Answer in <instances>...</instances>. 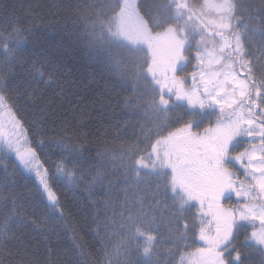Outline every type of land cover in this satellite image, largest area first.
I'll list each match as a JSON object with an SVG mask.
<instances>
[{"label": "snow or ice", "instance_id": "obj_1", "mask_svg": "<svg viewBox=\"0 0 264 264\" xmlns=\"http://www.w3.org/2000/svg\"><path fill=\"white\" fill-rule=\"evenodd\" d=\"M168 3L185 23L195 18L197 23L191 26L196 39L188 52L187 29L181 26L177 32L172 26L171 37L155 46L162 55H154L146 71L157 92L147 103L149 108L158 107L165 113L174 105L186 111L166 134H154L147 154L139 149V141L122 146L121 167L126 175L127 168L132 166L139 178L141 167L155 170L156 162L161 161L168 171L169 190L180 191L182 198L176 204L181 213L177 239L184 242V252L176 264H245L253 252L264 259V39L259 46L256 44L257 37L264 38V27L260 24L264 0L260 7L247 6V0H199V3L168 0ZM77 12L83 17L84 12L80 9ZM253 20L256 23H250ZM21 31L13 29L0 35L4 59H13L22 48ZM189 66L191 71H186ZM32 67L36 78L43 79L44 72L35 64ZM34 92L35 89L29 92V99ZM123 105L131 110L139 107L140 101L125 96ZM205 116L207 123L201 127ZM166 125L165 119L163 126ZM161 126L157 124L156 128ZM125 127L127 122L119 128L102 126L96 133L93 149L88 133H71L67 127L57 129L53 124L52 142L60 154L50 168L40 152L45 142L39 141V146L33 142L32 126L13 102L7 81L0 75V145L6 150L0 159L11 154L32 175L47 205L61 217L64 211L53 177L66 178V189L83 183L84 191L94 197L88 201L96 224L90 231L100 236L101 226L110 224L122 232L120 242L111 247L106 237L101 236L100 255L95 264H135L129 260L134 251L138 257L156 258L157 236L149 227L155 216L145 219L148 213L140 200L135 204L121 200L117 207L110 192L112 181L104 168L91 171L83 167L88 152L94 151L100 161L106 155L116 159L108 145ZM146 155L151 163L145 159ZM4 171L9 183H14L7 165ZM5 177L0 178V184H4ZM94 191L99 194L93 196ZM233 196L235 203L226 205L224 201ZM6 198L10 200L11 215L0 222V264H40L26 234L9 230L11 219L25 213L15 196L4 197L0 203ZM190 204L198 205L191 238L201 245L191 252L187 251L189 222L182 218ZM28 220L37 230L41 229L42 225L34 218ZM76 247L86 261L91 260L83 245ZM47 252L45 264H57L50 247Z\"/></svg>", "mask_w": 264, "mask_h": 264}, {"label": "trees", "instance_id": "obj_2", "mask_svg": "<svg viewBox=\"0 0 264 264\" xmlns=\"http://www.w3.org/2000/svg\"><path fill=\"white\" fill-rule=\"evenodd\" d=\"M194 2L199 3V0ZM247 6L260 7L261 0H247ZM77 9L84 12L83 17ZM239 10L244 11V8ZM119 13L125 15L124 23L129 24L127 35H131L134 17L138 19V15L145 20L152 34L160 33L176 22L173 6L168 0H0V35L21 29L20 39L23 41L22 48L11 60L4 59L0 46V61L4 60L0 64V75L7 81L13 102L32 126L33 142L37 146L39 141L45 142L40 152L50 168L60 154L52 142L53 124L57 129L67 127L71 133H88L90 147L95 149L98 129L102 126L119 128L127 122V127L108 145L116 159L106 155L100 161L94 151L88 152L83 167L91 171L104 168L107 178L112 181L110 192L117 207L121 200L133 204L140 200L143 210L148 213L145 219L155 216L149 227L157 236L156 258L138 257L134 251L129 260L135 264H176L184 252V242L177 239L181 213L176 209L178 200L169 190V176L164 171L139 169L137 178L132 166L127 168L125 175L121 167V151L122 146L139 141V149L147 154L154 134H166L186 110L180 105L171 106L167 113L158 107L149 108L147 101L157 92L146 71L152 62L151 52L148 46L117 41L110 36L106 25ZM260 24L264 27V15ZM262 39L256 38L257 46ZM245 41H248L247 36ZM33 64L44 72L43 79L36 78ZM185 70L191 71V67ZM33 89L34 95L29 99L28 94ZM125 96H131L134 102L139 100L140 106L126 110L123 105ZM165 119L167 125L163 126ZM207 120L208 117H203L201 127ZM157 124L162 126L156 128ZM149 129L152 131L148 132ZM3 154L0 153V157ZM5 165L14 183H9L5 177ZM2 177L5 178L4 184H0V200L15 196L25 213L23 217L17 214L11 219L9 230L26 234L40 264H45L48 259L49 247L57 264H95L100 255L98 241L101 236L106 237L109 247L120 242L123 234L115 225H102L100 236L90 231L96 227L88 204L94 197L84 191L83 183L66 189V178L53 177L64 211L61 217L47 205L35 181L10 155L0 159ZM98 194L92 192L93 196ZM10 215L11 204L6 198L0 203V222ZM195 215L193 205L185 207L182 218L189 222V252L201 246L198 240L191 238ZM29 217L42 225L40 230L29 222ZM100 220L103 221L104 217L101 216ZM77 244L83 245V250L91 254V260L86 261L80 255ZM245 264H264V259L253 252Z\"/></svg>", "mask_w": 264, "mask_h": 264}, {"label": "rangeland", "instance_id": "obj_3", "mask_svg": "<svg viewBox=\"0 0 264 264\" xmlns=\"http://www.w3.org/2000/svg\"><path fill=\"white\" fill-rule=\"evenodd\" d=\"M174 18L176 19L174 27H175V30L177 32L179 31L181 26H183V27H185L187 29L188 40H187V44H186V50H189L191 52L193 44L195 43V39H196V33L194 32V30H193L191 25H194L195 23H197V21L195 20V18H193L190 23H185L182 17H177L176 16L175 11H174ZM111 20H112L111 21L112 23L110 22V24L106 25V30H107V32L110 34V36L113 39H115L117 41H121V42L131 43V44H134V45L148 46V48L150 49V52H151L152 59H153L154 55H156L157 57L162 55L161 52H157L156 51L155 46L157 44H161V45L164 44L171 37L172 31H173V28L171 26V27L165 29L164 31H162L160 33L152 34L149 31L145 20L142 19L138 15V19H135V17H134L133 29H132L131 35H127L128 34V26H129V24L124 23V22H126V17H125V15H123V13H119V14L115 15ZM5 151L6 150L3 147V145H0V153H4ZM9 155L12 156L11 154H9ZM145 159L148 160L149 163L152 162L151 158L148 157L147 155L145 156ZM17 164H18L19 168L26 175L30 176L33 179L32 175L30 173L26 172L19 165L18 162H17ZM161 165H162V162L161 161H157L155 170H152L151 168H148V167H141L140 169H143V170H146V171H149V172H163L164 171V173L168 174V171L165 168H163ZM35 183H36V181H35ZM37 186L39 188L38 184H37ZM171 194H173L176 197L177 200L179 198H182L181 197V193H180L179 190H177L175 193L171 192ZM235 199L236 198L233 196L230 199L231 201H229V202H227L225 204L228 205V204L235 203ZM190 205H187V206H190ZM194 207H195L196 213L198 215V205H196Z\"/></svg>", "mask_w": 264, "mask_h": 264}]
</instances>
